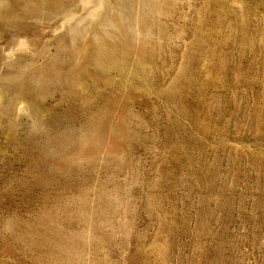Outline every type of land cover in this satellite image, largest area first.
<instances>
[{"label":"rangeland","instance_id":"obj_1","mask_svg":"<svg viewBox=\"0 0 264 264\" xmlns=\"http://www.w3.org/2000/svg\"><path fill=\"white\" fill-rule=\"evenodd\" d=\"M205 3L151 8L110 106L68 75L117 0H0V264H264V0Z\"/></svg>","mask_w":264,"mask_h":264},{"label":"bare ground","instance_id":"obj_2","mask_svg":"<svg viewBox=\"0 0 264 264\" xmlns=\"http://www.w3.org/2000/svg\"><path fill=\"white\" fill-rule=\"evenodd\" d=\"M168 1H170V0H117V5L114 7V9L112 10V12L110 14H105V18L103 19V22H102L105 24V26L108 25L109 29L104 28L105 30H100V29L96 30V32L93 34V36L86 38L85 40L82 39L80 41V44L77 47V51L74 54L75 57H74L73 69H72L70 75H68L70 77V82H71L72 87H73L72 94L77 95L79 97L84 96V94L82 92H79V90L74 88V85H78L79 81L74 78L73 74H77L78 72H82V73L86 74V76L92 77L95 84L100 81V82L112 87V93H113L112 98H113V100H112V103L110 105V106H112L115 98H117V96H118V93L120 91H122L123 85H122V83H117V82L112 81L111 78H109V79H107V77L103 78V76H107L108 74L110 75L111 70H116L118 72V74H124L125 76H127V75H129L128 74L129 67H134L136 69L135 74L137 76L143 75L144 71L141 70L140 66L142 65L141 63L143 62V59L145 58V56H147V55H145L147 50H146V52H144L143 49L141 50L139 48H133L134 47L133 46L134 41L137 37H139L142 34L147 35V32H149V30H151L152 24H151V20L149 17L151 14L150 12H152L151 8L153 6H156L155 4H157V5L159 4V8H157L158 13L163 14L166 10V6H165L166 4L165 3H168ZM213 1L214 0H206L205 8L207 6H209ZM82 4H85V3H82ZM260 6H262V5H260ZM98 9H99L98 7H95L94 12H97ZM106 11H108V10H106ZM153 13H155V12L153 11ZM73 14H75V13H73ZM211 20H212V14H211ZM214 21H217V20H214ZM259 21H260V19H259ZM246 28H248V27H246ZM107 31H108V33H107ZM75 33H76L75 36L79 35V32L76 31ZM107 34H109V37L115 39V41L114 40L110 41L109 37L106 36ZM243 39H244V43H246V38L244 36H243ZM143 43H145V42L143 41ZM135 44H136V42H135ZM140 45H141V43H140ZM258 46H259V44H258ZM247 48H249V47H247ZM250 49H251V47H250ZM115 50L121 52V54L118 53L117 51H116L117 53H115L114 52ZM146 54H148V53H146ZM260 62H261V60H260ZM87 65H91L94 72L86 71ZM146 69H148V68H146ZM135 74L132 75V78L136 77ZM78 78H80V77H78ZM81 85L85 86L84 83ZM257 107L262 112L264 111V92L261 93L260 95H258ZM113 108L114 107H109L108 110L111 112ZM110 122L111 121L104 120V119L103 120H96V121L94 119V120H90L87 125L89 126V128L102 126V129H103L105 127L110 126L111 125ZM121 123H122V121L119 120L118 124L121 125ZM94 125H96V126H94ZM92 139H93V137L90 133H88V131H86L85 133L82 134L83 142H85V141L89 142V140L92 141ZM86 148L87 149H94L95 145L91 144V143H86ZM95 150H96V148H95Z\"/></svg>","mask_w":264,"mask_h":264}]
</instances>
